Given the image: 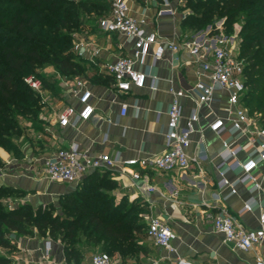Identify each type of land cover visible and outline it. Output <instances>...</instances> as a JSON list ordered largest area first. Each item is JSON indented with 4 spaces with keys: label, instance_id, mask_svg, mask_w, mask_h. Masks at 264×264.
Instances as JSON below:
<instances>
[{
    "label": "crops",
    "instance_id": "obj_1",
    "mask_svg": "<svg viewBox=\"0 0 264 264\" xmlns=\"http://www.w3.org/2000/svg\"><path fill=\"white\" fill-rule=\"evenodd\" d=\"M107 1L108 13L110 0ZM166 1V7L174 11L172 15L157 14L164 0H127L129 14L143 19L144 31H154L160 38L179 43L195 35L197 32L182 29L181 21L186 13L182 8L184 0ZM77 37L90 40L99 47V53L92 58L89 50L79 56L86 64L85 74L73 78L58 75L56 94L42 88L39 95L43 104L40 112L43 129L35 132L28 127L29 123L23 122L27 126L26 133L15 139L18 155L0 147L3 162L0 184L24 190L20 202L35 207L58 202L62 194L75 190L93 172L71 183L48 180L43 172V161L59 148L74 147L91 154L105 153L122 159L151 157L164 151L170 88L190 91L196 80L204 78L185 49L180 48L178 53L166 50L162 58L154 60L149 54L144 65H136L148 73L143 88L120 92L104 70V64L132 54V41L118 32H104L96 23L89 22L75 35ZM151 75L156 76L155 81ZM76 78L82 79L90 91L89 102L94 106V113L88 120L74 126H60L58 114L61 109L66 105L75 108L81 105L78 94L73 92ZM64 79L69 80V84L65 85ZM151 83L156 84L155 90L149 88ZM226 94L225 90L217 89L215 99L199 108H196L193 98L179 99L180 125H185L190 114L197 111L198 119L188 153L194 156L200 150L204 152L205 156L198 164L167 172L133 166H127L123 171L106 169L103 180L111 181L112 186L105 187V191L121 208L127 202L137 204L140 209L138 215L145 224L135 239L137 250L125 256L113 254L112 264H176L177 256L193 264H255L256 255L264 258V241L249 250L237 248L223 241L222 234L214 231L212 220L206 215L208 211L217 212L224 208L245 227L255 228L259 225V207L254 205L248 210L245 202L264 204V163H260L252 174L260 188H255L252 180L243 176L239 165L249 147L248 136L233 134L227 127L218 132L209 129L208 125L215 117H228ZM50 98L54 101L55 110L48 111L45 116L43 111L47 109ZM123 103L126 108L122 114ZM223 140L232 146H241L235 157L225 156ZM134 170L140 175L135 180L131 176ZM148 185L153 189L144 191ZM13 200L14 205L19 199L14 197ZM150 216L161 217L175 231L174 251L159 247L147 234ZM7 236L14 247L11 250L0 248V253L9 260L6 264H91V256L101 251L99 244L91 243L81 233L76 235L77 255L70 258H66L60 239L39 235L35 231L33 235H23L9 230Z\"/></svg>",
    "mask_w": 264,
    "mask_h": 264
},
{
    "label": "trees",
    "instance_id": "obj_2",
    "mask_svg": "<svg viewBox=\"0 0 264 264\" xmlns=\"http://www.w3.org/2000/svg\"><path fill=\"white\" fill-rule=\"evenodd\" d=\"M0 146L18 155L15 139L24 136L26 124L35 132L43 129V106L39 93L24 81L28 73H39L45 64L66 78L84 75L86 64L73 50L75 35L85 28L86 19L97 20L107 13V0H0ZM174 1V0H169ZM187 9L183 30L198 31L214 17L224 16V26L241 21L242 38L238 56L244 61L245 91L242 103L249 115L264 118V0H184ZM39 75V74H38ZM42 88L50 90L48 80ZM22 121V122H21ZM24 122V123H23ZM3 162L0 159V167ZM106 169L94 170L77 188L58 199L59 211L45 204L27 202L7 206L5 199L21 197L25 191L0 184V248L13 249L9 230L19 234L60 239L66 258L76 257V235L81 233L93 244L107 245L110 256L133 254L138 244L141 222L137 204L125 209L116 205L105 191L112 182L103 180ZM14 201V200H13ZM137 207V208H136ZM133 209L137 212L132 213ZM8 258L0 253V264Z\"/></svg>",
    "mask_w": 264,
    "mask_h": 264
},
{
    "label": "built area",
    "instance_id": "obj_3",
    "mask_svg": "<svg viewBox=\"0 0 264 264\" xmlns=\"http://www.w3.org/2000/svg\"><path fill=\"white\" fill-rule=\"evenodd\" d=\"M166 5L167 1L164 0L162 7L157 10L158 15H172L174 13L172 8L166 7ZM143 23V19H137L129 14L127 0H110L109 12L100 16L96 21L100 30L107 33H121L132 41V54L118 57L104 64V70L111 76L116 90L129 92L133 88H143L148 73L138 69L136 65H144L149 54L154 60L160 59L166 50L171 53H178L180 48L185 49L192 57V61L197 64L200 75L204 77L196 80L190 91L170 88L171 101L167 108L166 148L156 156L125 159L105 153L91 154L87 150L74 147L59 148L43 161L45 177L53 182L71 183L96 169L123 171L127 166H133L138 168L151 167L167 172L186 169L192 163L198 164L205 156L204 152L200 150L194 156L188 153L191 134L198 119L197 111L194 110L190 114L185 125H180L181 106L179 99L181 97L193 98L196 108H199L204 104H210L215 99L214 92L220 89L227 92L226 110L228 117H215L209 123V129L218 132L227 127L233 134L248 136L249 147L245 158L240 161L239 165L243 176L252 180L255 188H260L252 174L260 163H264V118L260 120L258 117L249 115L243 106L244 61L238 56V53L234 52V40L222 34L197 32L189 39L185 38L177 43L158 37L154 31L145 32ZM72 50L78 56L89 50L91 58L99 53V47L82 37L74 39ZM151 78L156 80L155 75H151ZM24 81L35 92L39 94L42 92L40 80L33 76H26ZM68 81L67 79L63 80L65 85L69 84ZM73 85V92L78 94L81 105L79 108L72 105L64 106L58 114L60 126H74L81 121L88 120L94 113V106L89 102L90 91L85 87L83 80L76 78ZM149 88L155 90L157 86L155 83H151ZM125 108L126 104L123 103L121 105L122 114L125 112ZM222 148L226 152V157H235L241 146H232L229 141L223 140ZM262 175L264 176V170ZM131 176L135 180L140 176L139 171H132ZM152 189L153 186L151 185L143 188L144 191ZM254 205L259 207V225L255 228L245 227L224 208L217 212L208 211L206 215L212 220L214 231L222 234L224 242L243 250H249L264 241V204L245 202V208L248 210L252 209ZM147 234L159 247L174 251L173 242L176 233L161 217L150 216L148 218ZM254 261L255 264H264V258L260 255H256ZM91 264H112V258L106 251L96 252L91 256ZM176 264L193 263L184 257L177 256Z\"/></svg>",
    "mask_w": 264,
    "mask_h": 264
},
{
    "label": "rangeland",
    "instance_id": "obj_4",
    "mask_svg": "<svg viewBox=\"0 0 264 264\" xmlns=\"http://www.w3.org/2000/svg\"><path fill=\"white\" fill-rule=\"evenodd\" d=\"M12 3L10 2H5V1H0V6H4V5H10ZM186 2H183L182 8H184V5L186 6ZM187 10V9H185ZM225 17L224 16H220V17H214L212 21H210L209 23H206V25H204L202 28H200L198 31L196 32H204V33H208V34H222V35H226L227 37H231L234 40V44H235V50L234 52L238 53L239 52V44L241 42V38H242V31H241V25L242 22L241 21H237V22H233L232 26H224ZM97 20H92V19H86V22H89L90 24H95ZM4 22L3 20H0V25H2ZM38 74L36 75L35 73H31V76H33L34 78L38 79L41 81V79L44 80H48L50 83V94H56L58 92V80H59V76L56 72V70L54 69V67L50 64H45L43 65L41 68L38 69ZM26 76H30V73H28ZM49 102V103H48ZM47 102L46 106L47 109H45V111H43V114L45 116H47V112H52L53 110H55V104L54 101L50 98V100ZM43 116V115H42ZM22 122V121H21ZM25 123H28L27 121H24ZM1 147V146H0ZM2 160V159H1ZM21 197H17V202H20ZM4 202L7 204V206H12L13 205V200L11 198L5 199ZM127 204H129V202H127ZM127 204L124 206V209L126 208ZM47 205V204H46ZM48 205H51V208H53L56 211H59V204L58 202L55 203H49ZM45 205H42V208H44ZM35 208V206H33ZM37 207V206H36ZM137 207L139 208V206L137 205ZM136 207V208H137ZM137 212V209H133L132 213ZM139 217V216H138ZM101 250H107V245L105 244H101L100 245Z\"/></svg>",
    "mask_w": 264,
    "mask_h": 264
}]
</instances>
